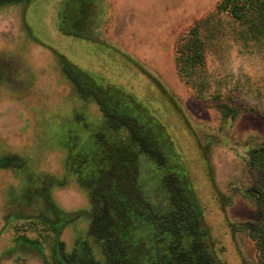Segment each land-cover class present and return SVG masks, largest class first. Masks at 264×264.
I'll return each instance as SVG.
<instances>
[{"label": "rangeland", "instance_id": "1", "mask_svg": "<svg viewBox=\"0 0 264 264\" xmlns=\"http://www.w3.org/2000/svg\"><path fill=\"white\" fill-rule=\"evenodd\" d=\"M221 1L0 5V264H262L264 35L244 46Z\"/></svg>", "mask_w": 264, "mask_h": 264}, {"label": "trees", "instance_id": "2", "mask_svg": "<svg viewBox=\"0 0 264 264\" xmlns=\"http://www.w3.org/2000/svg\"><path fill=\"white\" fill-rule=\"evenodd\" d=\"M20 0H0V5H5L8 3L19 2ZM218 11L221 14H228L234 19L241 29V35L243 36V45L249 46L250 35H264V0H222L218 6ZM210 21H206L209 24ZM200 28L199 26H194L186 39H184L178 48V67L180 74L185 77L188 81L196 78L199 70L205 67V52L206 44L200 38ZM263 43V42H262ZM78 88L83 93L88 92V89L78 83ZM198 93H203L202 90L197 89ZM252 166L255 168H260L264 173V149L259 150L253 156ZM187 195L189 199L187 200V208L185 209V215L189 216V221L196 222L197 227L201 228V233H205L206 236L210 237V232L206 226H200V222L204 220L203 209L199 203L198 198L193 194L192 189ZM192 192V193H191ZM192 194V195H190ZM257 206L261 213L264 215V186L257 192ZM199 223V224H198ZM250 236L255 241L260 254L261 261L264 264V219L252 224L250 229ZM174 258L176 255L173 252ZM200 264H212L210 260V255L207 252L199 254ZM113 258H110L112 260ZM50 264V263H49ZM53 264H63L62 261H54Z\"/></svg>", "mask_w": 264, "mask_h": 264}]
</instances>
